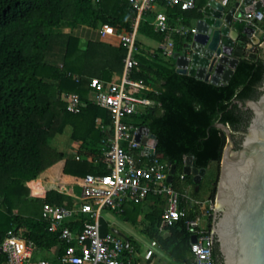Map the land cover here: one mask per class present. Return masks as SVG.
Returning a JSON list of instances; mask_svg holds the SVG:
<instances>
[{"label":"trees","instance_id":"trees-1","mask_svg":"<svg viewBox=\"0 0 264 264\" xmlns=\"http://www.w3.org/2000/svg\"><path fill=\"white\" fill-rule=\"evenodd\" d=\"M207 1L199 0L190 9L178 5L169 8V22L178 18L182 25H189L191 18L201 15L199 9ZM136 16L137 10L129 0H0V243L8 232L20 231L37 249L59 245L62 253L64 246L55 233L46 229L41 207L44 202L70 206L74 197L57 189L42 190L37 176L63 158L62 175L72 179L109 172L101 160V151L112 130L111 117L106 108L89 98L90 79L110 81L115 74L121 75L127 49L120 42L114 45L95 40L81 46L73 34L61 40L58 27L64 23L94 28L107 25L119 33H128ZM236 25L241 30L244 24ZM142 34L163 41V34L154 31L141 16L133 52L138 65L130 77L151 88L137 91L151 103L128 120L148 127L155 135L158 161L162 157L175 164L172 185L181 192L190 186L189 195L197 199L207 172L195 190L191 175H184L182 180L179 176L185 157L191 155L193 165L206 170L212 162L219 164L226 136L212 124L219 121L234 131L245 129L251 113L240 108L237 100L259 96L264 59L261 50L256 45L249 48V39L240 33L233 47L238 61L229 81L214 84L176 72L174 59L157 47L147 55L141 54L138 47ZM188 38L189 35L175 36V49L181 50ZM52 44L60 47L58 60L48 58ZM73 92L80 97L76 113L67 109L66 95ZM67 125L71 127V139L80 142L78 159L66 157L50 145L51 138ZM218 172L219 165L210 189L211 199ZM34 192H39L38 196L32 197ZM148 196L163 203L161 196ZM162 210L160 206L152 210L145 234L172 259L191 264L194 259L185 221L197 211L187 207L186 215L168 226L161 219ZM211 218L207 219L209 228ZM159 225L165 234L158 232ZM100 233H105L104 222ZM212 255L216 262L214 243ZM2 261L5 255L0 252Z\"/></svg>","mask_w":264,"mask_h":264},{"label":"built area","instance_id":"built-area-1","mask_svg":"<svg viewBox=\"0 0 264 264\" xmlns=\"http://www.w3.org/2000/svg\"><path fill=\"white\" fill-rule=\"evenodd\" d=\"M137 10V16L128 33H119L114 27L104 25L102 35L113 34L127 49L123 70L119 81H103L97 77L90 79L94 97L92 101L108 110L111 117V133L105 140L101 151V160L109 169L107 173H87L74 184L80 193H71L74 197L72 205L44 202L41 207V218L46 222V229L55 233L59 243L64 246L62 253L54 259L36 258L35 244L23 237L20 231L8 232L0 243V252L5 261L0 264H132L126 254L128 247L122 237L112 231L100 233L101 212L104 208L122 211L126 201L139 203L151 194L161 196L164 207L161 212L163 222L170 226L186 215L187 207L197 211L195 216L186 219L185 229L196 240L189 239L190 251L196 264H213L210 228L207 219L212 216L213 199H196L184 190L178 191L171 182H167L169 164L158 161V155L150 161L148 152L143 150L144 144L136 140L139 125L128 120L150 105L151 101L137 94L140 90H150L142 80L130 77L131 70L138 65L134 57L135 39L140 17L151 8L156 1L168 6L178 5L181 9L195 7L196 0H129ZM224 6L233 1L219 0ZM235 23H243L253 28V35L264 41V8L237 12L233 15ZM154 31L163 34V41L157 48L166 57H172L175 49V36L186 37L195 33V26L172 25L164 12H158L152 22ZM67 109L76 113L80 110V97L77 93L66 95ZM155 147V143L150 147ZM78 159V155H76ZM182 172L179 176L184 178ZM61 192L67 193L64 189ZM205 221L202 223V219ZM155 244V241H152ZM131 251V250H129ZM152 249H147L145 257L149 258Z\"/></svg>","mask_w":264,"mask_h":264},{"label":"water","instance_id":"water-1","mask_svg":"<svg viewBox=\"0 0 264 264\" xmlns=\"http://www.w3.org/2000/svg\"><path fill=\"white\" fill-rule=\"evenodd\" d=\"M261 8L264 0H243L240 7L239 1L224 6L219 0H208L199 9L195 33L189 35L180 51L173 53L176 72L214 84L227 83L238 61L233 56V47L240 33L249 39V48L256 45L261 50L264 59V41L259 42L252 34V27L243 25L239 30L233 21L236 12ZM259 90L256 99L237 100L240 108L251 113L238 144L234 140L237 131L228 124L219 121L212 124L226 136L210 225L212 252L214 243L218 260L216 263L212 255L213 264H264V81ZM136 140L144 144L148 160H154L155 148L150 146L156 137L148 127L140 125ZM168 164L166 180L172 182L175 164ZM182 172L192 176L197 190L206 168L193 165L192 156L187 155ZM190 239L195 241L196 236L191 235ZM125 241L127 247L128 239Z\"/></svg>","mask_w":264,"mask_h":264},{"label":"crops","instance_id":"crops-1","mask_svg":"<svg viewBox=\"0 0 264 264\" xmlns=\"http://www.w3.org/2000/svg\"><path fill=\"white\" fill-rule=\"evenodd\" d=\"M199 0H196V4ZM169 8H172V6H168L165 3H162L161 1H156L153 6L149 9H147L142 16H144L149 23L152 25V22L155 20L156 14L158 12H164L167 15V12ZM196 18H191L189 20L188 27H194ZM173 25H182L180 23V19L176 18L173 21H171ZM186 26V25H184ZM104 27V25H101L97 28L79 24L77 26H72L68 23H64L58 27L61 33V40H64L66 38V35L73 34L76 35L79 38V43L81 46H85L87 41L89 40H95V41H105L111 44H118L119 39L116 35L113 34H105L102 35L100 33V30ZM153 27V26H152ZM154 30V29H153ZM139 39L141 40V43L138 47V50L141 54L147 55V52H152L159 44V41L155 39L152 36L147 35H139ZM84 40V42H82ZM250 43L248 44L249 47ZM60 53V47L55 48L54 44L50 47L48 51V58L49 59H55L58 60ZM119 81L120 80V74H115L113 76V79L110 81ZM89 98L94 97V93L92 92V89L89 91L88 94ZM74 142V153L77 152L78 147L80 145V142ZM65 158L55 162L51 166L47 167L42 173L45 174L43 185L44 190L48 189H57L58 191L65 190L67 194L71 193H77L75 190H73V187H76L74 183L76 181H79V178L72 179L68 176L62 175V168L64 165ZM53 173L57 174L58 181H54ZM54 181L57 188H54L51 183ZM68 186H71L70 188H67ZM163 200V199H162ZM164 207V200L163 203L159 202L158 199L153 198L152 196L146 197L143 201L139 203H134L132 201H126L123 207L122 211H116L119 214V219L113 220L112 223H110L107 220L101 221L104 222V229L105 233L112 231L115 234L122 237L125 241V238L128 239V249L126 251V254L132 259V264H186V262H181L172 259L168 254H166L163 250L160 249L157 242L155 240H151L146 234H145V228L149 224L151 220V212L156 207ZM162 219V218H161ZM102 220V219H101ZM139 224V225H138ZM139 228V231L144 234L146 237H148L151 241L152 246H156L157 249H153L152 247L145 246V244H142V248L140 247V236L136 233V226ZM141 226V227H139ZM101 228V226H100ZM158 232L160 234H165L166 230L159 225L158 226ZM104 233V234H105ZM125 237V238H124ZM190 239V237H189ZM152 241H155V244H152ZM126 243V241H125ZM147 249H152V254L149 258L145 257V253ZM45 250V258L48 259H54L56 254L59 253V245L52 246L49 249H40ZM131 250V251H129ZM39 249L34 251V256L37 258V252ZM194 261H191V264H193Z\"/></svg>","mask_w":264,"mask_h":264},{"label":"rangeland","instance_id":"rangeland-1","mask_svg":"<svg viewBox=\"0 0 264 264\" xmlns=\"http://www.w3.org/2000/svg\"><path fill=\"white\" fill-rule=\"evenodd\" d=\"M261 26L264 27V21L261 23ZM82 42H84V40H82ZM70 132H71V127H70V125H67L62 133H58V134H56L55 136H53L51 138L50 145L52 147H54L55 149L65 153L66 157H76L77 152L74 153V142H73V140L70 137ZM159 161L162 164H166L167 163L162 157H159ZM218 165L219 164L217 162H212L210 164L209 168L206 170L207 173L205 172L206 175L204 174L206 176V180H204L203 183H202V187H201V189H200V191L198 193L197 199H201V200L211 199L209 197L210 189L214 185V181H215V177H216V170L218 168ZM44 177H45V174L44 173H40L39 176H37V178H36V180H38L40 182L42 190H44V185L42 184L43 180H44ZM52 179L54 181H58L57 174L53 173V178ZM54 181L51 183V185L54 188H57V186L55 185ZM70 187L71 186H68L67 188H70ZM72 189L75 190V192H77V193H80V191H81L78 186L73 187ZM184 189L189 193L190 186L186 185V187ZM38 193L39 192H34V196L32 195V197L38 196L37 195ZM158 201L160 202V200H158ZM101 217H102L101 221L107 220L110 223H112L113 220L120 218L118 212H116L114 210L107 209V208H104L102 210ZM204 221H205V217H203L202 223ZM211 221H212V218H211ZM138 225H135L136 226V230L135 231H136L137 235L140 236V247L142 248V244H145V246L152 247L153 249L156 250L157 247L151 245L150 239L139 231V228L137 227ZM139 227H141V226H139ZM43 257H45V250H39L37 252V258H43Z\"/></svg>","mask_w":264,"mask_h":264},{"label":"flooded vegetation","instance_id":"flooded-vegetation-1","mask_svg":"<svg viewBox=\"0 0 264 264\" xmlns=\"http://www.w3.org/2000/svg\"><path fill=\"white\" fill-rule=\"evenodd\" d=\"M241 131H243V129H240V130H237V132L235 133V138H234V140H235V142L237 141L238 143L240 142V139H241ZM237 143V144H238Z\"/></svg>","mask_w":264,"mask_h":264}]
</instances>
